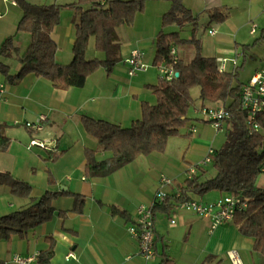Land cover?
I'll return each instance as SVG.
<instances>
[{
	"label": "crops",
	"instance_id": "1",
	"mask_svg": "<svg viewBox=\"0 0 264 264\" xmlns=\"http://www.w3.org/2000/svg\"><path fill=\"white\" fill-rule=\"evenodd\" d=\"M27 1L59 4L57 0ZM186 1L183 0L184 5L194 13V8ZM201 4L208 19L205 40L200 41L202 56L217 62L226 59V70L235 68L229 61L236 59L240 71L250 59H247L249 52L260 60V71L264 69V42L242 51L243 45L249 44L257 37L255 35L260 36L264 29V0H201ZM217 10L226 14L225 20L210 18ZM0 13V44L13 35L15 46L23 51L30 37L16 32L20 9L14 1L0 0ZM73 16L72 9L63 8L60 23L51 33L56 44L55 59L61 65L69 64L73 58ZM136 23H142L138 15L132 25L115 29L120 51L112 70H97L80 88L58 90L48 80L33 74H27L17 83H8L0 75V81L5 83L0 100V135L8 139L7 149L0 151V172H9L31 187L28 198H18L8 187L0 186V215L28 206L47 191L83 197V202L79 203L71 195H59L52 203L54 212L50 220L28 231L25 237L15 235L0 240V264H36L38 254L49 246L47 237L54 240L50 264H144L138 240L128 231L135 223L136 208L151 205L160 189L166 195L178 196L189 169L205 157L208 149L217 150L224 143L230 125L226 122L223 131L215 132L196 112L202 106L198 90L196 98L191 95L196 103L189 114L190 121L177 136L167 140L163 152L141 155L106 177L85 176V149L95 151L98 160L108 158L110 154L101 151L97 141L85 132L81 117L86 115L127 127L141 117L142 102H156L150 87L158 83L157 69V74L150 73L149 69L132 77L127 74L125 59L132 50H139L148 65L154 57L158 26L152 23L147 31L141 32L135 27ZM253 26L257 31L251 34ZM168 28L169 31L177 30L176 26ZM210 30L215 33L209 34ZM261 47L262 50L257 49ZM88 50V58L102 57L94 50L93 41L89 42ZM0 61L10 66L12 74L20 68L14 54L0 55ZM257 69L241 81L247 82L259 72ZM40 115L46 117L41 130L32 131L25 126L27 122H35ZM32 139L50 143L57 151L56 157L45 149L28 150L26 146ZM206 168L202 179L213 175H207ZM162 176L171 179L172 183L162 186ZM256 186L264 189V174L257 178ZM217 193L187 194L189 199L210 203L224 197V193ZM167 204L155 208L157 254L152 264H158L163 248L174 264H232L228 256L232 250L237 252L242 264H257L253 239L241 235L232 221L212 227L208 219L175 206L168 209L170 205ZM170 220L175 223L171 225ZM16 256L31 260L16 263L13 261Z\"/></svg>",
	"mask_w": 264,
	"mask_h": 264
},
{
	"label": "trees",
	"instance_id": "2",
	"mask_svg": "<svg viewBox=\"0 0 264 264\" xmlns=\"http://www.w3.org/2000/svg\"><path fill=\"white\" fill-rule=\"evenodd\" d=\"M11 1L21 11L16 32L28 34L30 41L20 52L13 35L4 39L0 44V55H16L20 68L12 74L10 66L0 61V75L8 83H17L27 74H33L48 80L58 90L82 87L86 78L101 68L110 72L118 62L120 51L115 29L132 25L136 15L144 9V0H75L65 5ZM159 1H168L170 8L161 17L152 65L156 68L162 63L173 64L178 76L168 81L160 78L157 85L150 87L156 96L155 104L142 102L141 117L127 127L86 115L81 117L85 132L97 141L101 151L110 154L108 158L98 160L95 151L85 149V176L106 177L141 155L163 152L167 140L177 136L190 121L188 110L194 102L191 89L197 87L202 106L223 107L229 112L226 122L230 127L225 132L224 143L213 151L211 162L207 164L213 169V175L202 179L207 165H194L196 171L187 176L180 194L166 195L160 205H154L153 217L157 206L170 201L166 205H170L169 209L190 200L189 192L201 195L216 191L234 197L239 202L234 208L232 222L241 235L253 239L257 264H264V189L256 186L257 178L264 174V106L253 120L259 126L254 129L249 124L248 110L240 105V91L244 84L239 78L241 66L219 71L216 59L201 54V43L195 35L199 16L186 7L183 0ZM63 8H70L74 13L73 58L67 65L56 62V44L51 38L53 29L60 23ZM210 18L223 21L226 14L217 10ZM170 26H176L177 30L166 31L165 28ZM184 31L190 32L189 38L182 37ZM90 41L101 58L87 57ZM263 42L264 29L250 45H244L242 51ZM172 48L176 51L174 61L170 52ZM7 147L8 139L0 135V151ZM49 153L53 158L57 155L56 150ZM0 186L8 187L18 198H28L31 193L26 182L9 172H0ZM64 194L83 202L82 196L73 193L47 191L28 206L0 215V240L15 235L25 237L28 231L50 220L54 212L53 201ZM46 240L49 246L38 254L36 264L51 263L54 240L52 237ZM153 247L156 255V237ZM159 256L158 264H174L164 248Z\"/></svg>",
	"mask_w": 264,
	"mask_h": 264
},
{
	"label": "built area",
	"instance_id": "3",
	"mask_svg": "<svg viewBox=\"0 0 264 264\" xmlns=\"http://www.w3.org/2000/svg\"><path fill=\"white\" fill-rule=\"evenodd\" d=\"M2 13H0V17ZM256 32L255 27H251L250 33L254 34ZM209 34H214L215 31L210 30ZM171 54L173 55V61L176 59V51L174 48L171 49ZM226 59H218L217 66L219 71L226 70ZM233 67H236V59L230 60ZM125 64L127 66V74L132 77L138 73L146 72L149 69V65L144 61L142 53L139 50H132L129 56L125 59ZM159 76L164 80H171L176 77V71L173 64H160L156 67ZM5 91V83L0 81V100L3 98ZM240 105L242 108L248 110L249 113V124L252 125L254 129H258L259 126L253 122L256 114L261 111L264 106V70L256 72L253 74L249 80L243 84ZM196 112L202 116V118L209 123V125L214 129L215 132H221L224 129V124L229 118V112L223 107H205L201 106L196 109ZM46 119L44 115H40L38 119L31 123H25V126L32 130L38 131L42 128V122ZM193 132L194 130L191 129ZM38 147L39 149H45L48 151H55V147L50 145V143L32 139L29 141L26 148L28 150ZM213 149L210 148L207 151L205 157L197 163V166H206L211 162V156L213 154ZM195 166L191 167L188 171V176L195 173ZM264 172V168H263ZM172 183L171 179L167 177H160V184L162 186L170 185ZM166 194L162 189L157 191L154 195V199L151 205L145 206L140 205L135 211V223L128 228V231L137 238L139 253L143 259L144 264H152L155 253H154V217L152 213V208L155 204H160L164 201ZM238 199L231 196H224L214 202L203 203L194 199L187 201H182L176 204L175 207L194 213L200 218L208 219L211 222L212 227L222 225L226 222L232 221L234 208L238 203ZM175 220H170V224L173 225ZM71 256V255H69ZM228 256L232 264H242L237 252L232 250L228 252ZM31 258H23L16 256L13 261L16 263H24L30 261Z\"/></svg>",
	"mask_w": 264,
	"mask_h": 264
},
{
	"label": "rangeland",
	"instance_id": "4",
	"mask_svg": "<svg viewBox=\"0 0 264 264\" xmlns=\"http://www.w3.org/2000/svg\"><path fill=\"white\" fill-rule=\"evenodd\" d=\"M67 2L70 3L71 0H57L56 1V3H59V4H61V3L65 4ZM187 2H188V4H191L190 5L191 8H194L193 9L194 14L199 16V28H198V31L195 33V35L201 42H203L205 40V37H206L205 31L207 30V27H208V19H207V15L205 14V12L202 11L203 6L201 4V0H188V1H186V3ZM169 8H170V3L168 1L144 0V9L141 13L137 14L138 18L140 19V22H142V23H141V25L136 23L135 27L139 28L141 30V32H145L148 30L147 29L148 26H150L152 23H155L156 26H158V29H157V32H158L161 29V17H162L164 12L169 10ZM165 29H166V31H169V28H165ZM256 31H257V29H256ZM181 35L183 37H188V36H190V33L184 31L181 33ZM255 36L259 37V34L255 35ZM257 37H255V38H257ZM254 39L251 40V42L249 44H246V45H250L254 41ZM238 42H240V41H238ZM262 45L264 47V43ZM252 47H254V46H252ZM253 49H255V48H253ZM257 49L262 50L263 48L261 47V48H257ZM89 53H90V50H88L87 55H89ZM248 58H250V59L247 61L246 65H244V67L239 71L240 80H242L247 74L252 73L253 70H255L256 68H258L257 70L260 71L259 66H262L260 60H258V58H256L255 56L251 55V53H249V52L247 53V59ZM151 63H149V70L148 71L150 73H156V68ZM262 70H264V69H261V71ZM157 73H158V71H157ZM159 79H160V76L158 73L157 82L159 81ZM197 91H198L197 87H194L191 89V95L194 98H196ZM194 102L196 103V101H194ZM194 102H193V105H194ZM193 105L190 106V108L188 110V117H189V114H192V112H193ZM37 149H38V147H34V148H32L31 151L36 152ZM27 152H28V150H27ZM206 170H207V175H210V176L214 172L210 165H207ZM219 193L220 192H218L217 194H219Z\"/></svg>",
	"mask_w": 264,
	"mask_h": 264
},
{
	"label": "water",
	"instance_id": "5",
	"mask_svg": "<svg viewBox=\"0 0 264 264\" xmlns=\"http://www.w3.org/2000/svg\"><path fill=\"white\" fill-rule=\"evenodd\" d=\"M175 76H178V73H176V75Z\"/></svg>",
	"mask_w": 264,
	"mask_h": 264
}]
</instances>
